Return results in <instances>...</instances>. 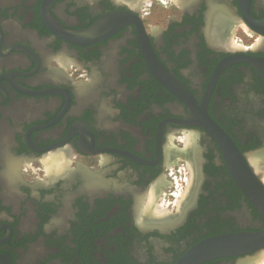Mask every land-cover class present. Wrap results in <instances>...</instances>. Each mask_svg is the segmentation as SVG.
<instances>
[{
    "label": "flooded vegetation",
    "instance_id": "obj_1",
    "mask_svg": "<svg viewBox=\"0 0 264 264\" xmlns=\"http://www.w3.org/2000/svg\"><path fill=\"white\" fill-rule=\"evenodd\" d=\"M170 3L0 0V264H178L264 230L229 166L264 151V0Z\"/></svg>",
    "mask_w": 264,
    "mask_h": 264
},
{
    "label": "water",
    "instance_id": "obj_2",
    "mask_svg": "<svg viewBox=\"0 0 264 264\" xmlns=\"http://www.w3.org/2000/svg\"><path fill=\"white\" fill-rule=\"evenodd\" d=\"M213 124V123H212ZM215 127V126H214ZM219 129L214 133L218 135ZM223 133V132H221ZM223 138V139H222ZM225 146H230V139L221 134ZM237 151V150H236ZM236 159V158H235ZM237 161L229 162L231 172L234 174L239 186L264 218V183L258 175L238 153ZM264 250V230L259 233L230 234L205 240L195 246L189 254L178 264H200L205 261L221 257H245Z\"/></svg>",
    "mask_w": 264,
    "mask_h": 264
},
{
    "label": "bare ground",
    "instance_id": "obj_3",
    "mask_svg": "<svg viewBox=\"0 0 264 264\" xmlns=\"http://www.w3.org/2000/svg\"><path fill=\"white\" fill-rule=\"evenodd\" d=\"M173 1H175V3H180V0H173ZM127 2L132 7L141 8L144 3H148V2H150V0H127ZM235 29L236 28L234 26L233 30H231V32H229V34L227 36H225L226 37V41L224 40L226 45L228 46V48L233 49V50L237 49V48H240V46H238L236 44V42L233 40L234 39L233 36H234V33H235ZM186 137L183 140V141H185L184 143L187 146L186 149L183 150V151H180L176 147H173V149L169 152V158H170L171 162L174 163V164L177 163L179 159L186 160L187 163L189 164V167L188 166L187 167L191 168L190 169V173H192V175H191V178H192L193 172H194V164H193V160H192L191 154H190V151L192 150L191 149V138H190L191 136L187 137V138ZM64 154H67V153L65 152ZM64 154L51 155L47 160L43 161V163H45L44 167L46 169L47 174H50V175H53V176H57V175L63 173L66 170V168H67V159H66V157L67 156H65ZM250 163H251V166L254 168V170H255V172L257 174H260L262 176L264 175V151L257 152L255 154L251 155L250 156ZM191 183H193L192 180H191ZM189 187H190V185H189ZM187 189H189V188H187ZM187 192H184V193H187ZM179 197L182 198V196H179ZM153 198H154V196H153ZM183 198H185V196ZM150 202H151V200H150ZM180 202H181V200H180ZM148 205H150V204H148ZM178 206H179V204H178ZM147 207H150V206H147ZM147 207H146V211L148 210ZM156 207H158V206H156ZM157 209L159 210V207ZM158 210H155V211L158 212V216H159V211ZM157 212H155V213L157 214ZM160 213L161 214L162 213L166 214L165 211L164 212H160ZM164 214H162V215L164 216ZM153 215H154V212H153ZM263 258H264V250L261 251L258 256L246 259V260L242 261L240 264H259L260 261Z\"/></svg>",
    "mask_w": 264,
    "mask_h": 264
},
{
    "label": "rangeland",
    "instance_id": "obj_4",
    "mask_svg": "<svg viewBox=\"0 0 264 264\" xmlns=\"http://www.w3.org/2000/svg\"><path fill=\"white\" fill-rule=\"evenodd\" d=\"M171 0H150V2L148 3H144L143 7L140 9V14L143 15V17L145 18L146 22L148 23V25H152L153 21H152V13L154 12L155 9L159 8L160 10H164V7L168 5V7L170 6ZM166 3V4H165ZM148 14V15H146ZM235 41V40H234ZM236 44L238 45H243V43L241 41H239L238 39H236ZM43 163V161H42ZM41 165V163H36L33 165H30V168H32V172L28 171V174H31V178H36V177H40L43 178V174L44 171L46 172V169ZM44 170V171H43ZM263 183H264V175L261 177ZM259 264H264V258L260 261Z\"/></svg>",
    "mask_w": 264,
    "mask_h": 264
}]
</instances>
